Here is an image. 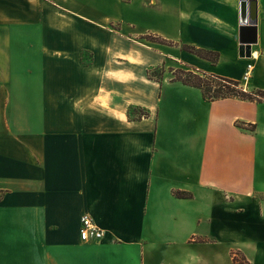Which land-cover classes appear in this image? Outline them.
<instances>
[{
  "label": "crops",
  "instance_id": "crops-1",
  "mask_svg": "<svg viewBox=\"0 0 264 264\" xmlns=\"http://www.w3.org/2000/svg\"><path fill=\"white\" fill-rule=\"evenodd\" d=\"M180 66L264 91V0H0V264H264V101Z\"/></svg>",
  "mask_w": 264,
  "mask_h": 264
},
{
  "label": "trees",
  "instance_id": "trees-1",
  "mask_svg": "<svg viewBox=\"0 0 264 264\" xmlns=\"http://www.w3.org/2000/svg\"><path fill=\"white\" fill-rule=\"evenodd\" d=\"M151 41L160 44H166L167 41L160 38H151ZM182 49L188 53L196 55L200 58L210 61L212 64H216L219 60V54L209 50L196 48L190 45H183ZM164 68L160 67L149 72L151 79H162ZM173 80L179 81L184 85L199 89L204 98L207 101H218L229 98H237L245 101H264V91H252L247 92L237 81H233L227 78L219 76H202L195 73L192 70H180L177 69L173 72ZM137 118H142L148 114L143 111L135 112ZM178 198H185L186 194L182 192H176ZM236 264H248L244 259L234 258Z\"/></svg>",
  "mask_w": 264,
  "mask_h": 264
},
{
  "label": "water",
  "instance_id": "water-1",
  "mask_svg": "<svg viewBox=\"0 0 264 264\" xmlns=\"http://www.w3.org/2000/svg\"><path fill=\"white\" fill-rule=\"evenodd\" d=\"M255 16L250 13V3L240 2V56L250 57L252 46L257 43Z\"/></svg>",
  "mask_w": 264,
  "mask_h": 264
},
{
  "label": "built area",
  "instance_id": "built-area-1",
  "mask_svg": "<svg viewBox=\"0 0 264 264\" xmlns=\"http://www.w3.org/2000/svg\"><path fill=\"white\" fill-rule=\"evenodd\" d=\"M253 67L248 65L244 73L242 84H247L252 76ZM243 89L245 86H241ZM245 90V89H244ZM104 237L103 230L99 229L89 216L81 219L80 238L83 242L90 243L100 241Z\"/></svg>",
  "mask_w": 264,
  "mask_h": 264
},
{
  "label": "rangeland",
  "instance_id": "rangeland-1",
  "mask_svg": "<svg viewBox=\"0 0 264 264\" xmlns=\"http://www.w3.org/2000/svg\"><path fill=\"white\" fill-rule=\"evenodd\" d=\"M147 38L151 40V38H154V37L153 36H147ZM166 45H171V44L170 43H166ZM170 65L173 66V67L176 66L174 62H172ZM177 69H180V70H190L189 68L184 67V66H182V67L180 66ZM173 77H174V75L172 73L171 74L167 73V79L173 78Z\"/></svg>",
  "mask_w": 264,
  "mask_h": 264
}]
</instances>
